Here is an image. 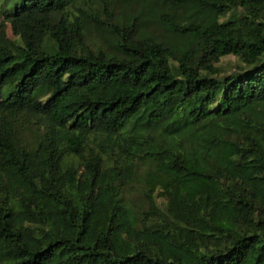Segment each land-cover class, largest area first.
Segmentation results:
<instances>
[{"label": "trees", "instance_id": "obj_1", "mask_svg": "<svg viewBox=\"0 0 264 264\" xmlns=\"http://www.w3.org/2000/svg\"><path fill=\"white\" fill-rule=\"evenodd\" d=\"M0 18V264H264V0Z\"/></svg>", "mask_w": 264, "mask_h": 264}, {"label": "rangeland", "instance_id": "obj_2", "mask_svg": "<svg viewBox=\"0 0 264 264\" xmlns=\"http://www.w3.org/2000/svg\"><path fill=\"white\" fill-rule=\"evenodd\" d=\"M2 20V18H0V21ZM6 34L7 37L10 39H15V37L12 35L10 28L6 27ZM236 64V59L234 57H226L223 58L220 62V65L226 70V72H232L234 70V66Z\"/></svg>", "mask_w": 264, "mask_h": 264}]
</instances>
